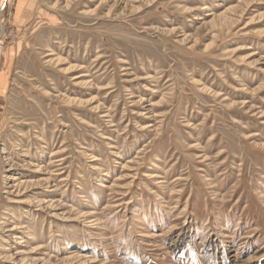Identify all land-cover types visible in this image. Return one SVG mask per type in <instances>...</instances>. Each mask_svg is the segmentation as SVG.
<instances>
[{"label": "rangeland", "instance_id": "obj_1", "mask_svg": "<svg viewBox=\"0 0 264 264\" xmlns=\"http://www.w3.org/2000/svg\"><path fill=\"white\" fill-rule=\"evenodd\" d=\"M0 264H264V0H0Z\"/></svg>", "mask_w": 264, "mask_h": 264}, {"label": "bare ground", "instance_id": "obj_2", "mask_svg": "<svg viewBox=\"0 0 264 264\" xmlns=\"http://www.w3.org/2000/svg\"><path fill=\"white\" fill-rule=\"evenodd\" d=\"M232 9H233V8H232ZM224 14H225V13H224ZM207 15L210 16V15H212V13L209 12V13H207ZM213 18H214V17L211 18V20H212L211 23L214 22V21H213ZM227 18H228V17H227ZM210 25H211V24H210ZM50 55H53V53L51 52V53H49V54H46L45 56H50ZM55 59H56V58H55ZM55 59L53 58V59L50 60V61H55ZM50 61H49V62H50ZM56 61H57V60H56ZM75 78H78V76H77V77H74V79H75ZM71 99H72V98H71ZM75 100H76V99H75ZM95 109H96V108H95ZM1 149H2V148H1ZM1 151L3 152V150H1ZM38 169H39V168H37V170H38ZM35 172H38V171H35ZM22 183H25V181H24V180L20 181V184H22ZM17 185H19V183L16 184V186H17ZM37 249H38V248H37ZM16 254H18V253H16ZM23 254H24V253H23ZM19 255H20V254H19Z\"/></svg>", "mask_w": 264, "mask_h": 264}]
</instances>
